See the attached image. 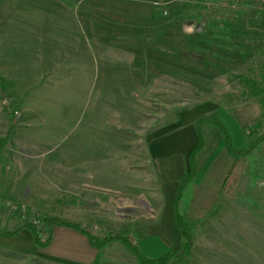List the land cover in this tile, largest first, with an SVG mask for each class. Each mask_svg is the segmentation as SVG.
<instances>
[{"label": "rangeland", "instance_id": "obj_1", "mask_svg": "<svg viewBox=\"0 0 264 264\" xmlns=\"http://www.w3.org/2000/svg\"><path fill=\"white\" fill-rule=\"evenodd\" d=\"M0 29L49 48L48 81L39 91L31 85L26 99L34 116H24L26 127L14 109L15 144L0 156V231L19 232L0 238V264H57L36 255L22 228L33 224L45 242L44 219H78L75 207L93 237H129L151 259L178 251L174 185L163 166L188 163L203 108L259 102L242 95L248 88L239 77L264 84V0H0ZM76 58L73 75L67 69ZM37 92L42 98L33 100ZM217 116L231 144L244 138L233 113L220 108ZM257 148L264 153V144ZM156 156L164 157L162 180ZM208 215L186 221L190 254L168 264H264V220Z\"/></svg>", "mask_w": 264, "mask_h": 264}, {"label": "crops", "instance_id": "obj_2", "mask_svg": "<svg viewBox=\"0 0 264 264\" xmlns=\"http://www.w3.org/2000/svg\"><path fill=\"white\" fill-rule=\"evenodd\" d=\"M41 26L43 27L42 24ZM5 30L2 35V30L0 29V86H2L0 90L4 92H1V94L3 93L13 99L16 104L15 108L18 109L19 115L23 118L21 123L23 125L26 124L25 126L27 127L28 121L24 116H34L35 112H33L32 108L36 105L30 102L27 103L26 99L31 85H34L36 91H39L40 87L48 81L49 48H42V46L32 48L30 43L32 38H28L26 35L17 37L12 32H6ZM42 43L44 44V42ZM66 49H72V52L75 51L74 48ZM67 54L70 56L69 52ZM31 60L33 65L29 64ZM89 65L91 69V61ZM93 65L95 69L97 65L95 56L93 58ZM80 69L81 63L76 58L67 71L72 70L73 75H75L77 74L76 71ZM40 98H42L40 93L33 96V100H39ZM220 108L223 109L224 113H233L238 118L236 120V126L243 131L242 138H244L238 140L237 143H233L232 146L234 148H248L251 142H254L258 136L264 135V123H262V128L257 131L258 135L249 134L248 130H244L245 128L254 126L257 122H261L262 120L264 122V108L260 102L254 100L238 107L211 105L203 108L204 110L202 112L204 113L201 115L217 114ZM17 129H13L12 141L14 144L15 130ZM203 134L205 145L195 159L197 165L196 176L186 186L179 204L180 213L184 221L194 223L206 222V215L212 214L213 212H218L222 216L232 213L235 215L233 217H244L246 220H252L251 218L253 217L256 223L257 219H259V222L261 219L264 220V153L256 147L247 156L234 158L229 155L220 133H216L212 130V127H206ZM158 149H154V155H157L155 150ZM191 151L187 153V157ZM162 158L164 157L156 156L155 158L157 165L154 167L156 169V176L159 178L163 172L161 170V164H159L162 162L160 161ZM28 159L29 164L37 165L36 162L33 163L35 159L33 156ZM163 167L167 173L166 182L169 184L173 183L174 185L171 192L173 220V198L177 187L175 180L188 169V163H185V165L183 162H177L175 164L166 163ZM33 169L35 168L33 167ZM42 169L41 167L40 172H42ZM234 171L236 174L233 176ZM258 177L261 180H257ZM77 180L76 188L85 186L81 184L80 176H78ZM260 181L263 185L260 184ZM160 182L164 183L163 181ZM258 185L263 187L261 189L256 188L257 192L252 193V187L255 188ZM160 193L157 192L156 195L160 196ZM237 198H243L247 202L243 206H240V203L236 201ZM157 202H154L156 206ZM73 211V214L78 219H75L73 216V220L66 222L77 224L81 227L85 226V222L83 221L84 217L79 214L81 209L75 207ZM130 237L136 243V239L132 235ZM233 244H235L234 241ZM34 252L40 259L52 261L57 264H94L97 258L98 264H139L136 256L117 241L108 243L99 252L89 244L85 235L74 229L60 226L52 227L49 244L43 249H37L35 247ZM150 257L154 258L152 255Z\"/></svg>", "mask_w": 264, "mask_h": 264}, {"label": "trees", "instance_id": "obj_3", "mask_svg": "<svg viewBox=\"0 0 264 264\" xmlns=\"http://www.w3.org/2000/svg\"><path fill=\"white\" fill-rule=\"evenodd\" d=\"M202 61L211 68H214L216 70L220 69L218 66H215L209 60L203 59ZM239 79H241L242 84H244L248 88L247 93H244L242 95L244 97H249L251 99H257L264 108V84H260L259 82H254L253 80H249V79H242V77H239ZM2 97H3L2 98L3 111L9 120V126L5 137L0 138V156L3 150H5L10 146L13 138L12 125H13V119L15 118L14 109L16 105L15 102L7 95L2 93ZM194 127H195L197 142L189 155L188 169L175 180L177 187L173 198V220H174V225L180 236V249L178 251L170 250L156 259H151L148 258L146 255L142 254L139 251L138 247L131 243L129 237L114 233H106L105 236H103V238L93 237L83 227L77 224H72L66 221H60L58 219H53V218H46L43 221L50 228L48 238L45 242L41 241L40 239L41 231L38 230L36 226H34L33 224H25V227L22 229H28L31 232L34 246L37 249L45 248L49 244L52 227L60 226V227L74 229L80 232L81 234L85 235L89 241V244L92 247L96 248L99 252H101L108 243L112 241H118L136 256L139 264H168L170 261L179 257L180 255H189L192 246V238L190 235V229L186 224V222L184 221L182 214L180 213L179 204L186 186L189 183H191L194 180V177L196 176L197 165L195 159L198 153L204 148L205 145V139L203 134L204 129L206 127L215 128L223 137V141L225 143L229 155H231L234 158L245 157L258 145L264 144V135H260L254 142H252L248 146V148L245 149L234 148L231 144L230 136L228 134L227 129L223 126L216 113L200 116L195 121ZM261 128H262V123L257 122L254 126L245 128L244 130L246 131L248 130L249 134L258 135L257 131ZM18 233L0 231V238L16 236L18 235ZM94 264H98V258L95 260Z\"/></svg>", "mask_w": 264, "mask_h": 264}, {"label": "built area", "instance_id": "obj_4", "mask_svg": "<svg viewBox=\"0 0 264 264\" xmlns=\"http://www.w3.org/2000/svg\"><path fill=\"white\" fill-rule=\"evenodd\" d=\"M4 205L10 209H15L9 202H5Z\"/></svg>", "mask_w": 264, "mask_h": 264}]
</instances>
